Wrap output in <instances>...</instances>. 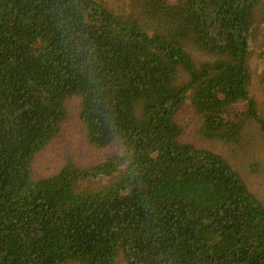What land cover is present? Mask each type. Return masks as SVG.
Here are the masks:
<instances>
[{"label": "trees", "instance_id": "16d2710c", "mask_svg": "<svg viewBox=\"0 0 264 264\" xmlns=\"http://www.w3.org/2000/svg\"><path fill=\"white\" fill-rule=\"evenodd\" d=\"M136 2L0 0V264H264V185L177 121L189 102L206 139L264 132V0ZM73 98L89 145L125 154L35 178Z\"/></svg>", "mask_w": 264, "mask_h": 264}, {"label": "rangeland", "instance_id": "374dc122", "mask_svg": "<svg viewBox=\"0 0 264 264\" xmlns=\"http://www.w3.org/2000/svg\"><path fill=\"white\" fill-rule=\"evenodd\" d=\"M123 15L134 14L137 10L136 0H101ZM248 67L252 76L250 92L259 112L264 117V61L259 50L250 55ZM78 103L75 98L68 103L67 116L60 132L48 146L40 150L35 158L33 174L35 178L48 176L56 172L69 161L79 166L96 164L112 154L124 155L119 143L98 149L89 145L85 131L77 115ZM177 121L182 128V140L193 143L198 147L208 148L223 155L235 167L244 170L256 182L257 186L264 185V132L259 130L257 123H252L244 132L241 142H230L206 139L198 133L199 115L194 112L188 102L179 111ZM249 165L256 168L249 170ZM102 181L84 184L95 188ZM117 264H120L118 261Z\"/></svg>", "mask_w": 264, "mask_h": 264}]
</instances>
